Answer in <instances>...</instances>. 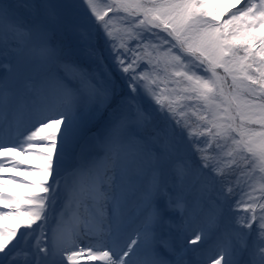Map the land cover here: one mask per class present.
Masks as SVG:
<instances>
[{
	"label": "snow or ice",
	"instance_id": "6c2138e0",
	"mask_svg": "<svg viewBox=\"0 0 264 264\" xmlns=\"http://www.w3.org/2000/svg\"><path fill=\"white\" fill-rule=\"evenodd\" d=\"M5 51L0 264H264V0H0Z\"/></svg>",
	"mask_w": 264,
	"mask_h": 264
},
{
	"label": "rangeland",
	"instance_id": "374dc122",
	"mask_svg": "<svg viewBox=\"0 0 264 264\" xmlns=\"http://www.w3.org/2000/svg\"><path fill=\"white\" fill-rule=\"evenodd\" d=\"M10 2L19 3L20 0H10ZM77 2H79V0H77ZM99 2L101 4H103L105 2V0H99ZM79 22L85 26L86 30H90L93 33V41L94 42L98 41L99 44L101 46H103L102 33H100L98 31V29L95 27V25L90 20H88L87 17H83V16H81L79 18ZM58 39H61L62 42H64V43H71L73 46H75L78 49L80 58L85 59V60L87 59L86 56L84 55V51H83L84 45L79 42L77 37H75L74 35H71V34H66L64 36H58ZM14 59H15V56L11 52L5 51L3 54H0V63L6 64L8 61H13ZM192 122L195 125V123H196L195 118H192ZM89 143H90V141H89ZM192 156H193V158H195V153H192ZM20 175H22V173H20ZM24 179H29V177L24 176ZM21 231H23V229ZM190 259L192 260V262L198 264L201 257L198 256L197 254H193L190 257Z\"/></svg>",
	"mask_w": 264,
	"mask_h": 264
},
{
	"label": "bare ground",
	"instance_id": "6f19581e",
	"mask_svg": "<svg viewBox=\"0 0 264 264\" xmlns=\"http://www.w3.org/2000/svg\"><path fill=\"white\" fill-rule=\"evenodd\" d=\"M14 62H15V60H14ZM16 155H19V153H16ZM20 159H21V160H27L28 163H31V164H35V163H37V161L32 160V159H30V158H28V157H26V156H23V155H20ZM16 174H17V175H18V174L20 175V173H16ZM14 186H15V185H14ZM16 186H19V185H16ZM81 264H89V262L87 261V258H81ZM91 264H101V262L93 261V262H91Z\"/></svg>",
	"mask_w": 264,
	"mask_h": 264
}]
</instances>
